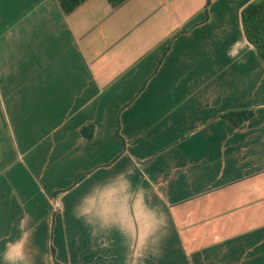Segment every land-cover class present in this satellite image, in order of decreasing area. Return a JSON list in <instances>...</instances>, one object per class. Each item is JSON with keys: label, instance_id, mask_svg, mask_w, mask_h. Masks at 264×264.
I'll return each mask as SVG.
<instances>
[{"label": "crops", "instance_id": "obj_1", "mask_svg": "<svg viewBox=\"0 0 264 264\" xmlns=\"http://www.w3.org/2000/svg\"><path fill=\"white\" fill-rule=\"evenodd\" d=\"M249 1L0 0V264H264Z\"/></svg>", "mask_w": 264, "mask_h": 264}, {"label": "trees", "instance_id": "obj_2", "mask_svg": "<svg viewBox=\"0 0 264 264\" xmlns=\"http://www.w3.org/2000/svg\"><path fill=\"white\" fill-rule=\"evenodd\" d=\"M210 0H206L207 8ZM241 25L245 38L255 48L264 63V0H251L241 9ZM253 115L252 109H233L222 114L232 125L237 126ZM88 128V129H87ZM83 129L87 137L92 135V126Z\"/></svg>", "mask_w": 264, "mask_h": 264}, {"label": "clouds", "instance_id": "obj_3", "mask_svg": "<svg viewBox=\"0 0 264 264\" xmlns=\"http://www.w3.org/2000/svg\"><path fill=\"white\" fill-rule=\"evenodd\" d=\"M23 241L15 243L9 253H8V258L13 262V264H16V262H22L23 260Z\"/></svg>", "mask_w": 264, "mask_h": 264}, {"label": "built area", "instance_id": "obj_4", "mask_svg": "<svg viewBox=\"0 0 264 264\" xmlns=\"http://www.w3.org/2000/svg\"><path fill=\"white\" fill-rule=\"evenodd\" d=\"M54 206L55 207H59V203L58 202H54Z\"/></svg>", "mask_w": 264, "mask_h": 264}]
</instances>
